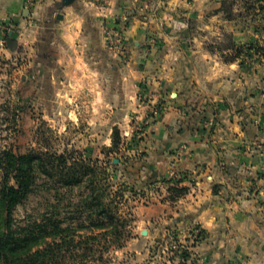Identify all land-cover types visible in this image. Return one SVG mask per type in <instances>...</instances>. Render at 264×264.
Returning <instances> with one entry per match:
<instances>
[{"label": "crops", "instance_id": "0c3cea01", "mask_svg": "<svg viewBox=\"0 0 264 264\" xmlns=\"http://www.w3.org/2000/svg\"><path fill=\"white\" fill-rule=\"evenodd\" d=\"M24 1L0 0V43L15 42L17 31L33 46L34 67L45 69L42 97L53 91L75 99L74 109L129 116L143 109L140 84L159 87L153 96L166 109L127 167L142 190L140 219L204 230L202 264H264V63L228 60V46L222 56L210 50L243 33L199 26L212 0H45L31 14ZM174 185L186 190L170 198Z\"/></svg>", "mask_w": 264, "mask_h": 264}, {"label": "rangeland", "instance_id": "374dc122", "mask_svg": "<svg viewBox=\"0 0 264 264\" xmlns=\"http://www.w3.org/2000/svg\"><path fill=\"white\" fill-rule=\"evenodd\" d=\"M229 1L233 3L235 16L239 13L247 16L229 20L223 10H219V1L212 0L199 26L206 32L221 26L228 34L229 27L234 26L243 33L237 44L232 40L241 47L242 52L237 57L240 63L243 59L264 63V59L258 57L261 51L252 52V46L264 44V10H257L254 17L247 0ZM220 21L223 24L219 25ZM15 34V42L7 39L0 45V151L9 148L15 153H42L46 161L54 160L56 164L54 178L36 172L32 190L16 207L15 217L41 221L55 213L61 227H77L73 235L81 245L73 249L70 259L65 258L59 264H202L201 255L207 246L202 245L205 234L198 235L199 227L175 229L166 216L145 222L136 209L142 190L136 187V176L127 167L143 152L138 145L145 135V127L166 109L163 97L153 96L159 87L150 90L148 84H140L138 100L143 109H129L127 117L123 116L122 109H74L77 102L73 98L54 95L53 91L49 93L51 97L41 96L39 87L45 83V69L34 67L33 46L24 42V35L18 38L19 33ZM207 38L209 47L215 40L211 33ZM228 43L225 37L218 48L211 45V49L222 56L220 48L229 47ZM5 44L11 45L14 51L6 50ZM233 53V50L228 52L227 58ZM48 57L54 59L56 54ZM82 101L86 104V99ZM153 109L159 110L158 115H154ZM109 135H114L116 144L107 147L103 142ZM64 159L82 175L81 182L71 187L63 182ZM47 169L52 172L49 165ZM115 189L124 191L126 197L118 203L121 225L124 223L123 227H118L120 233L110 235L109 228L91 229L88 214L96 200L94 194L107 202L109 193ZM95 234H98L97 239H87ZM68 253L62 247V254Z\"/></svg>", "mask_w": 264, "mask_h": 264}, {"label": "trees", "instance_id": "16d2710c", "mask_svg": "<svg viewBox=\"0 0 264 264\" xmlns=\"http://www.w3.org/2000/svg\"><path fill=\"white\" fill-rule=\"evenodd\" d=\"M219 3L221 4L219 10H223L225 17L229 20L247 16L242 13L235 16L232 13L233 3L229 0H221ZM246 3L254 17L260 10H264V0H247ZM11 37L13 35L9 36ZM227 37L229 47L234 49L233 55L228 60H234L241 54V47L233 43L232 37ZM4 47L8 46L5 44ZM252 48L255 52L261 51L260 54L264 59V44L252 46ZM112 144H116L114 135ZM59 158L63 159V157ZM48 165L52 172L47 169ZM62 165L64 185L71 187L81 182L82 175L78 170H74L71 163L67 164L64 159ZM55 168L54 160L46 161L42 153H15L9 148L0 151V264H59L65 258L70 259L74 254L73 249L81 245L80 242L77 243L73 235L77 232V227L71 225L61 227L53 215L55 213L41 221L29 217L17 219L14 215L16 207L22 204L31 192L36 172L54 178ZM185 190L176 185L169 187L170 198L183 194ZM92 191V193L95 192ZM124 194V191L115 189L109 193L107 202L101 201L94 194L96 200L92 203V209L88 214L91 220L88 227L98 230L109 228L107 232L110 235L120 233L117 232L118 227H123L124 223L121 225L122 215L118 203L126 198ZM81 227L84 226L79 228ZM204 234V230L198 233L200 236ZM97 237L98 234H95L87 239L95 240ZM62 247L69 252L66 256L62 254ZM81 258L83 260L82 256Z\"/></svg>", "mask_w": 264, "mask_h": 264}, {"label": "built area", "instance_id": "2783aa9c", "mask_svg": "<svg viewBox=\"0 0 264 264\" xmlns=\"http://www.w3.org/2000/svg\"><path fill=\"white\" fill-rule=\"evenodd\" d=\"M43 1L45 0H25L24 4H25V8L29 11V13L31 14V12L38 6L40 5ZM125 19V17H124ZM119 34H115V37H111V41H115V39L120 42V37L118 36ZM0 45H2V42L0 43ZM154 115H158L159 110L158 109H153ZM234 264H239V263H234Z\"/></svg>", "mask_w": 264, "mask_h": 264}, {"label": "water", "instance_id": "95a60500", "mask_svg": "<svg viewBox=\"0 0 264 264\" xmlns=\"http://www.w3.org/2000/svg\"><path fill=\"white\" fill-rule=\"evenodd\" d=\"M74 0H62L61 1V5L62 6H67V5H70ZM215 1H221V0H215ZM26 14L28 13V10L25 11ZM117 159H114V162H116ZM146 231L145 230H142V233H145Z\"/></svg>", "mask_w": 264, "mask_h": 264}]
</instances>
